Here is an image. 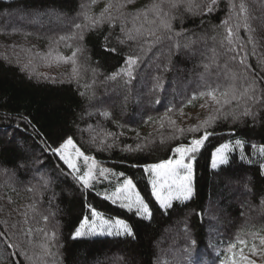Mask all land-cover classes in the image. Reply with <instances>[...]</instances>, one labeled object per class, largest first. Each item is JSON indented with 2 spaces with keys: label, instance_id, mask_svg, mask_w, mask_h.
<instances>
[{
  "label": "trees",
  "instance_id": "obj_1",
  "mask_svg": "<svg viewBox=\"0 0 264 264\" xmlns=\"http://www.w3.org/2000/svg\"><path fill=\"white\" fill-rule=\"evenodd\" d=\"M88 2L0 0V264H221L238 235H244L249 246L253 239L247 233L264 235V207L261 209L260 204L264 177L257 175L258 164L240 160L239 150L230 153L228 164L218 170L211 168L212 154L235 136L246 141L245 152L250 159H260L253 155L251 145L264 144V109L255 126L248 118L241 124L229 118L207 129L215 135L196 154L195 194L184 204L176 201L166 213L160 209L152 195L151 176L144 169L173 159L177 146L201 137L203 128L187 131L212 114L210 99L199 94L227 88L228 74L242 69L239 59L245 52L249 53L248 72L264 76L259 69L264 58V0H234L248 8L255 55L243 27L236 29L234 43L227 45L223 21L231 11L229 0H219L216 11L203 15L194 16L180 8L172 22L173 32L146 52L141 48L153 38L127 40L119 22L115 27L105 23L85 30L82 41L60 40L75 33L76 24L84 23L81 5ZM107 2L98 0L92 9L94 15L99 16ZM150 2L135 0L125 10L132 12ZM231 23H237L236 19ZM132 26L131 22L127 25L129 29ZM77 45L84 51L79 56L80 75L73 78L72 66L55 57L70 56ZM229 47L237 51H229ZM161 53L164 58L159 66L151 67L150 61ZM129 56L140 57L130 81L120 72ZM205 65H209L207 71ZM258 87L264 88V81ZM118 97L125 103H117ZM206 100L208 107H203ZM169 120H174L175 126ZM175 128L184 132H175ZM68 137L86 156L123 176L112 175L109 181L82 191L64 174L67 166L49 150ZM14 174L20 181L10 179ZM247 177H251V192L244 188ZM125 178L132 179L149 205L150 221L101 196L115 191ZM231 186H236L245 206H230L227 199L220 206L215 203L219 193ZM33 204L35 212L30 207ZM92 208L107 219L124 220L135 238L72 239L83 218L91 217ZM221 208L227 210L230 220L225 219ZM48 209L55 214L54 219ZM246 211L250 215L247 222L241 215ZM42 215L48 216L47 224ZM28 228L33 229L31 235L25 234ZM40 228L57 234L54 261L40 258L42 236L36 231ZM255 243L264 249L258 238ZM245 255L254 258L247 248Z\"/></svg>",
  "mask_w": 264,
  "mask_h": 264
},
{
  "label": "snow or ice",
  "instance_id": "obj_2",
  "mask_svg": "<svg viewBox=\"0 0 264 264\" xmlns=\"http://www.w3.org/2000/svg\"><path fill=\"white\" fill-rule=\"evenodd\" d=\"M98 0H89L88 3L81 5V15L84 23L76 24V32L69 37H60V40L70 39L82 41L84 38L85 30H95L107 23L111 27H115L116 23L120 24V31L124 34L127 40H139L142 37H152L151 43L146 48H141L142 52L150 51L152 46L159 43L165 38V35L173 32L172 22L177 19L176 12L183 8L186 12L192 15H203L204 13H212L219 7V0H151V2L135 11L129 12L125 9L133 4L135 0H108L105 8L102 10L99 16L94 15L92 9ZM229 6L231 11L228 14V19L223 21L225 27V40L227 45L231 46L234 43V36L236 35V29L243 27L249 33L248 42L253 44L252 55H255V42L252 37L253 29L250 26V15L245 3L241 2L237 5L234 0H229ZM233 18L237 23L232 24ZM132 23V28L127 27L128 23ZM139 22V23H138ZM179 35V33H176ZM170 39L171 36L169 35ZM106 39V38H105ZM125 41L121 40V43ZM71 45H69L70 47ZM179 48V45H176ZM243 48V45H240ZM229 51L236 52L235 48L229 47ZM83 47L77 45L70 56H62L57 54L55 60L70 64L71 76L78 78L80 75L81 65L79 63V56L83 54ZM111 51H115L111 49ZM49 56L52 55L50 52ZM239 53L237 52V56ZM249 53L245 52L239 59V64L242 65V69L239 72L230 71L228 78L230 80L229 85L224 90L212 89L206 92H201L199 96L201 98H209L213 105L212 114L208 116L199 126L195 128H189V132H197L200 129H204L200 138H193L188 144H181L174 149V158L168 159L162 163L153 164L147 166L144 171L149 173L150 183L152 185V195L158 202L160 209L165 213L168 209L173 207V202L177 201L180 204H184L189 201L195 194L194 187V163L196 160V154L204 147L205 142L209 140L210 136L215 135L214 132L207 129L213 126L218 120H228L231 118L233 123L241 124L245 122V118L251 121V124L255 126L258 122V116L260 111L264 109V88L258 87L260 81H264V76H260L259 72L250 74L248 68L250 65L246 63ZM140 57L129 56L126 61V67L120 69L121 73H124L129 77V81L134 79L133 67L137 65ZM233 60L236 56L232 57ZM213 63H216L213 59ZM205 70L209 69V65H205ZM227 67V65H225ZM260 71H264V58L259 61ZM119 73H117L118 75ZM115 79V75L112 77ZM195 99V97H193ZM159 101H157L158 103ZM235 103V107L233 104ZM203 107H208V101L206 100ZM227 109V110H226ZM171 111V109H170ZM182 114V113H181ZM106 117L109 113L105 112ZM169 123L175 126L174 120H169ZM163 127V122H161ZM175 132L182 134L184 129L175 128ZM108 135H111L109 133ZM175 138V137H173ZM246 141L241 138L231 137L230 142L222 143L215 152L212 154L211 168L218 170L220 166L227 165L229 162V154L239 150V158L245 161L249 165L258 164L257 175L264 177V144L257 146L252 144L254 156H259V160H253L248 157L245 152ZM49 150L55 156L67 166L68 171L64 174L70 176L79 186L82 191L93 189L94 183L99 181L100 177L108 178L107 174L110 173L109 169L101 168L97 164L96 160L92 157L86 156L84 152L77 147L71 137L63 140V142L52 148L49 146ZM112 175L123 176V173H112ZM247 181L244 184L246 191L251 192L250 181L251 177H247ZM47 181H45V187H47ZM32 189H29L31 191ZM100 193H97L99 195ZM104 199L111 200L113 204L119 203L121 208H125L128 211H135L136 215L142 219L151 220L152 212L149 205L145 202L144 198L136 190V185L132 179L125 178L120 182L115 191L110 194L105 193ZM260 204L264 205V198L260 200ZM32 211H36V205L30 206ZM27 213H25V216ZM91 216L95 219L90 221L88 216H85L79 227L72 234V239H79L84 237H91L96 235H107L115 237H132L135 238V233L128 223L124 220L106 219L101 213L97 212L94 208L91 209ZM45 224H47L48 216H43ZM98 221V223H97ZM42 240L39 243L42 255L41 260L45 258H52L54 261L58 255V250L53 252L52 249L56 247L57 234L55 231H50L45 228L37 229ZM32 228H28L25 231L26 235H31ZM253 239V242L249 246V241L244 238V235H238L236 242L229 245L227 252L230 254L225 257L221 264H255V262L249 259L248 255H245V248L248 249L249 254L258 255L261 252V248L257 247L255 240L259 239V244L264 248V235H260L259 232L247 233ZM239 245V248H238ZM238 257V258H237ZM47 264V261L45 262Z\"/></svg>",
  "mask_w": 264,
  "mask_h": 264
},
{
  "label": "rangeland",
  "instance_id": "obj_3",
  "mask_svg": "<svg viewBox=\"0 0 264 264\" xmlns=\"http://www.w3.org/2000/svg\"><path fill=\"white\" fill-rule=\"evenodd\" d=\"M51 21H55V19L53 18V19H51ZM8 24V23H7ZM67 25V24H66ZM68 25H69V23H68ZM14 27H16V25L14 26ZM263 29H264V26H263ZM205 39V38H204ZM201 41H202V39H201ZM163 53V52H162ZM161 53V55L159 56V57H157V58H154V59H152L151 61H150V66L151 67H158L159 66V61H161L163 58H164V56H163V54H165V53H163L162 54ZM230 81V80H229ZM119 98V97H118ZM120 102H122V104L123 103H125V101H124V99H122L121 97L117 100V103H120ZM107 105H111L110 103H107ZM121 112V111H120ZM28 151H30L31 152V154L32 155H34L35 154V151L33 150V149H31V148H29L28 149ZM32 157L33 156H31V159H32ZM258 159V158H257ZM259 160V159H258ZM97 162V164L99 165V167H101V168H106V169H109L110 170V168L108 167V166H106V165H104L103 163H100V162H98V161H96ZM112 171L110 170V173L109 174H107V176H108V178L107 179H105V178H103V177H100L99 178V181L98 182H102V181H109L110 179H111V177H112ZM10 177V179L13 181V180H15V181H20L18 178H17V175H11V176H9ZM37 177V175L35 176H33V178H36ZM46 177H47V179L48 180H53L52 178H50L49 176H47V174H46ZM7 179H8V177H7ZM9 180V179H8ZM98 182H96V183H98ZM96 183H94V185L96 184ZM137 190V189H136ZM105 193H108V192H103L102 194H101V196L102 197H104V194ZM108 194H110V193H108ZM241 194L240 193H238V190H236V186H234V187H230L227 191H224V192H221V193H219V195L217 196V198L215 199V203L218 205V206H220L221 205V202L223 201V200H229V204L228 205H230V206H234V205H237V204H239V205H243V200L241 199ZM111 201V200H110ZM246 201H249V199L248 198H246ZM174 202H176V201H174ZM173 202V203H174ZM117 204H119V203H117ZM243 206H245V205H243ZM264 207V205H261V209ZM222 209V208H221ZM241 209H242V207H241ZM223 211L222 212H224V217H225V219H227V220H230V215L228 214V212H227V210L226 209H222ZM256 212L258 211V210H255ZM47 212L50 214V216L51 217H53V219H54V217H56L55 216V214L54 213H52V211L50 210V209H48L47 210ZM242 215V218L244 219V221L245 222H247V221H249V219H250V215L248 214V211H246V212H243V214H241ZM90 219V221L92 220V219H95L94 217H90L89 218ZM107 219V218H106ZM110 220H113V219H110ZM114 220H116V219H114ZM230 222V221H229ZM97 223H98V221H97ZM231 223V222H230ZM97 236H101V235H96V236H91V237H97ZM103 236H107V235H103ZM3 255V254H2ZM249 259H251V260H253L254 262H255V264H258V263H260V264H264V249H261V252H260V254H258V255H254V258H249ZM160 263H163V261H160Z\"/></svg>",
  "mask_w": 264,
  "mask_h": 264
}]
</instances>
